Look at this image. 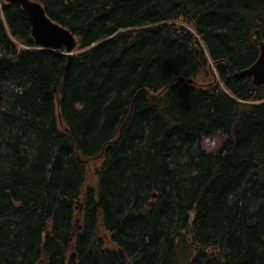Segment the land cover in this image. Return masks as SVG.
<instances>
[{
    "label": "trees",
    "instance_id": "trees-1",
    "mask_svg": "<svg viewBox=\"0 0 264 264\" xmlns=\"http://www.w3.org/2000/svg\"><path fill=\"white\" fill-rule=\"evenodd\" d=\"M37 1L78 48L0 0V264H264V0Z\"/></svg>",
    "mask_w": 264,
    "mask_h": 264
},
{
    "label": "water",
    "instance_id": "water-1",
    "mask_svg": "<svg viewBox=\"0 0 264 264\" xmlns=\"http://www.w3.org/2000/svg\"><path fill=\"white\" fill-rule=\"evenodd\" d=\"M7 3L19 4L26 12L31 23V34L37 46L53 50L64 49L70 61L73 51L77 48L76 36L71 30L53 20L46 12L43 4L37 0H5ZM261 55L256 62L246 70L236 73V76L253 78L256 86L264 84V41L260 42ZM75 252L72 253L74 257Z\"/></svg>",
    "mask_w": 264,
    "mask_h": 264
},
{
    "label": "rangeland",
    "instance_id": "rangeland-1",
    "mask_svg": "<svg viewBox=\"0 0 264 264\" xmlns=\"http://www.w3.org/2000/svg\"><path fill=\"white\" fill-rule=\"evenodd\" d=\"M224 139L225 138L222 134L214 133L205 137L202 140L201 145L203 146V148L209 151H216L218 150V147L224 141ZM99 163H100V159H94L89 161L88 163L89 172H88V180H87L89 183H95V169Z\"/></svg>",
    "mask_w": 264,
    "mask_h": 264
},
{
    "label": "bare ground",
    "instance_id": "bare-ground-1",
    "mask_svg": "<svg viewBox=\"0 0 264 264\" xmlns=\"http://www.w3.org/2000/svg\"><path fill=\"white\" fill-rule=\"evenodd\" d=\"M194 33H196L195 32V30H192ZM260 42H262V41H260ZM260 42H259V55H258V57H257V59L260 57V55H261V47H260ZM77 48H78V44H77ZM77 48H76V50H74L73 51V55L76 53V51H77ZM69 58V57H68ZM73 58V57H72ZM72 60V59H71ZM256 62V61H255ZM254 62V63H255ZM253 63V64H254ZM253 64H251L250 66H248V67H245V68H243V69H241V70H239V71H236L235 72V76H236V73L237 72H240V71H242V70H246V69H249ZM236 77H238V76H236ZM243 77H249V76H243ZM238 78H240V77H238ZM249 78H251V77H249ZM252 80H253V78H252ZM188 82H190V83H196V81L193 79V78H189L188 79ZM254 82V81H253ZM264 85V84H263ZM262 86V85H261ZM257 87H259V86H257ZM166 88H168V85H166L165 87H163V89H161V91H163V90H165ZM232 96H234L233 94H231ZM207 136H209V135H203L202 137H201V139H200V141H199V144H200V146L203 148V146L201 145V143H202V140L205 138V137H207ZM224 136V135H223ZM224 138H225V136H224ZM205 149V148H204ZM205 150H207V149H205ZM103 151L104 150H102V152L99 154V155H97V156H95V157H93V158H83V157H81V156H79V158L85 163V165H86V170L89 172V169H88V163H89V161L90 160H94V159H100V161H101V159H102V157H103Z\"/></svg>",
    "mask_w": 264,
    "mask_h": 264
}]
</instances>
